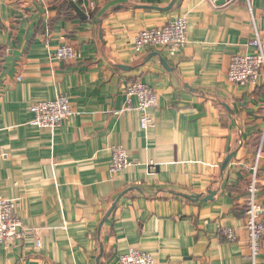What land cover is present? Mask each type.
I'll use <instances>...</instances> for the list:
<instances>
[{
	"label": "crops",
	"instance_id": "crops-1",
	"mask_svg": "<svg viewBox=\"0 0 264 264\" xmlns=\"http://www.w3.org/2000/svg\"><path fill=\"white\" fill-rule=\"evenodd\" d=\"M250 3L252 14L246 0H0V198L26 231L0 245V264H119L130 249L155 264H249L254 177L264 209V75L232 84L228 71L253 51L256 30L264 48V0ZM181 16V51H136L140 32ZM62 46L79 58L56 59ZM135 82L158 94L148 131L124 93ZM60 95L75 116L35 125L31 107ZM115 146L131 162L119 175L109 169ZM210 191L205 203L178 196Z\"/></svg>",
	"mask_w": 264,
	"mask_h": 264
},
{
	"label": "built area",
	"instance_id": "built-area-1",
	"mask_svg": "<svg viewBox=\"0 0 264 264\" xmlns=\"http://www.w3.org/2000/svg\"><path fill=\"white\" fill-rule=\"evenodd\" d=\"M76 2L78 0H72ZM252 7L250 0H246ZM253 18V16H252ZM189 23L186 16H181L162 28L144 30L135 38V49L142 53L147 49H171L181 51L188 44ZM253 51L250 54H237L231 60L228 80L235 84H257L264 75V48L259 32L256 30L250 43ZM80 56V52L71 46L58 48L55 58L60 61L73 62ZM20 80V79H18ZM124 93L130 101L136 98L140 112V126L148 131L154 125L150 110L158 102V94L148 85L135 82L127 85ZM34 114V124L42 128L56 129L65 121L75 116V112L67 95H60L52 101H43L31 107ZM260 158V154L257 159ZM131 166L129 155L122 146L112 149L110 172L119 175ZM249 200L246 210V230L249 236V264H263L260 255L264 249V209L257 200V184L255 177L250 184ZM26 234L21 219L17 216V206L14 202L0 198V245H10L20 240ZM224 235L231 242L237 241L236 232L226 229ZM119 264H155L151 253L139 249H130L119 259Z\"/></svg>",
	"mask_w": 264,
	"mask_h": 264
},
{
	"label": "water",
	"instance_id": "water-1",
	"mask_svg": "<svg viewBox=\"0 0 264 264\" xmlns=\"http://www.w3.org/2000/svg\"><path fill=\"white\" fill-rule=\"evenodd\" d=\"M71 6L73 7V9L75 10V12L77 13V15L81 18V19H87V16L85 14L84 11H82L76 4L71 3ZM173 5H171V7H169L168 9H165V11H170L172 9ZM164 66L167 67V63L165 61H163ZM234 157L233 154H231L230 156L227 157V159L224 161V165L222 167V173H224V171L227 169V167L229 166V164L231 163L230 161L232 160V158ZM126 193H123L114 203V205L112 206L111 210L108 213V216H110L113 211L115 210L116 206L118 205V203L120 202V200L122 199V197L125 195ZM216 195V192L210 191L208 197L203 198L201 195H197V196H187V195H183V194H178V196L183 197L189 201L192 202H208V201H213L214 197ZM104 224V223H103ZM102 224V225H103ZM101 225V226H102Z\"/></svg>",
	"mask_w": 264,
	"mask_h": 264
}]
</instances>
